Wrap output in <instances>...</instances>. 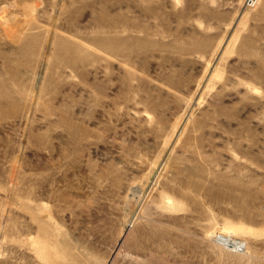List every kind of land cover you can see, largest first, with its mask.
Wrapping results in <instances>:
<instances>
[{
    "label": "rangeland",
    "instance_id": "obj_1",
    "mask_svg": "<svg viewBox=\"0 0 264 264\" xmlns=\"http://www.w3.org/2000/svg\"><path fill=\"white\" fill-rule=\"evenodd\" d=\"M0 264H264V0H0Z\"/></svg>",
    "mask_w": 264,
    "mask_h": 264
},
{
    "label": "bare ground",
    "instance_id": "obj_2",
    "mask_svg": "<svg viewBox=\"0 0 264 264\" xmlns=\"http://www.w3.org/2000/svg\"><path fill=\"white\" fill-rule=\"evenodd\" d=\"M236 234H217L214 235L216 241L222 246L227 247L229 249H239L241 246H243L244 242L241 241L239 238L235 237ZM238 236V235H237ZM214 241V240H213ZM244 244V249H245ZM228 250V249H227ZM263 252V251H262Z\"/></svg>",
    "mask_w": 264,
    "mask_h": 264
}]
</instances>
